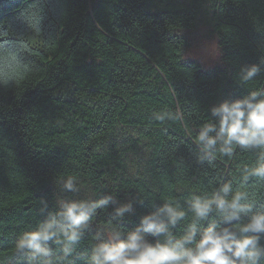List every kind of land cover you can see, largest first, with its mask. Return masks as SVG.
I'll use <instances>...</instances> for the list:
<instances>
[{
    "label": "trees",
    "instance_id": "obj_1",
    "mask_svg": "<svg viewBox=\"0 0 264 264\" xmlns=\"http://www.w3.org/2000/svg\"><path fill=\"white\" fill-rule=\"evenodd\" d=\"M198 8L199 0H0V264H24L15 238L43 219L40 198L55 209L67 175L97 198L138 197L125 232L164 199L183 204L225 179L264 207V180L239 182L254 153L218 154L210 167L195 162L193 143L210 105L264 88V72L235 83L242 64L264 58V0H214L207 30ZM211 38L218 54L209 67L187 56ZM177 109L180 119L153 118ZM110 211L93 217L78 254Z\"/></svg>",
    "mask_w": 264,
    "mask_h": 264
},
{
    "label": "clouds",
    "instance_id": "obj_2",
    "mask_svg": "<svg viewBox=\"0 0 264 264\" xmlns=\"http://www.w3.org/2000/svg\"><path fill=\"white\" fill-rule=\"evenodd\" d=\"M262 72L264 58L242 64L235 83L246 86ZM208 111L212 119L198 128L193 140L195 162L212 167L218 154L232 158L237 149L252 152L255 161L239 170V182L264 180V88L224 99ZM182 116L179 109L153 113L158 121ZM82 190L87 192L84 198L63 195ZM59 191L55 209L49 210V201L40 198L38 211L43 219L15 238L13 256L24 264H75L74 257L84 264H264V207L230 179L208 194L192 193L183 204L164 199L139 215L138 223L126 232L121 225L136 214V206L142 203L138 197L97 198L75 175L61 178ZM109 208L110 219L95 226L87 254H78L77 246L93 231V217Z\"/></svg>",
    "mask_w": 264,
    "mask_h": 264
},
{
    "label": "rangeland",
    "instance_id": "obj_3",
    "mask_svg": "<svg viewBox=\"0 0 264 264\" xmlns=\"http://www.w3.org/2000/svg\"><path fill=\"white\" fill-rule=\"evenodd\" d=\"M213 2L214 0H199L198 21L204 30H207L209 25L208 22L210 21ZM217 54L215 41L211 38L205 40L202 49H194L189 52L187 56L198 57L203 61L204 66L209 67L211 64L210 62L216 57ZM84 193L85 191H81L79 195L84 197Z\"/></svg>",
    "mask_w": 264,
    "mask_h": 264
}]
</instances>
